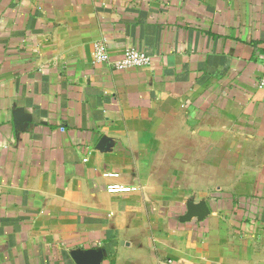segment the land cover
I'll use <instances>...</instances> for the list:
<instances>
[{
    "label": "crops",
    "instance_id": "1",
    "mask_svg": "<svg viewBox=\"0 0 264 264\" xmlns=\"http://www.w3.org/2000/svg\"><path fill=\"white\" fill-rule=\"evenodd\" d=\"M263 73L264 0H0V264H264Z\"/></svg>",
    "mask_w": 264,
    "mask_h": 264
},
{
    "label": "built area",
    "instance_id": "2",
    "mask_svg": "<svg viewBox=\"0 0 264 264\" xmlns=\"http://www.w3.org/2000/svg\"><path fill=\"white\" fill-rule=\"evenodd\" d=\"M94 60L97 63H112L117 70H128L132 68H143L151 65L152 58L150 55L141 52L135 48H127L123 51L122 56L112 61L108 46L105 42H97L94 50ZM259 85L264 87V73L259 78ZM106 176H117L115 173H106ZM132 187L124 186L119 183H112L107 186V191L111 193L129 192Z\"/></svg>",
    "mask_w": 264,
    "mask_h": 264
},
{
    "label": "water",
    "instance_id": "3",
    "mask_svg": "<svg viewBox=\"0 0 264 264\" xmlns=\"http://www.w3.org/2000/svg\"><path fill=\"white\" fill-rule=\"evenodd\" d=\"M201 209H203L201 212H195V210L192 208V209H191L192 212L189 213V216L194 215V214H197V215H200V216H204V215H206V214L209 213V210H208V208H207L206 206H205V207H201ZM193 210H194V212H193ZM101 256H102V254H96V255H94L93 257H91V260H90V261H91L92 263L96 264L97 261H98V259L101 258ZM81 261H82V262H81ZM83 261H85V259H80V260L78 261V263H79V264H82Z\"/></svg>",
    "mask_w": 264,
    "mask_h": 264
}]
</instances>
